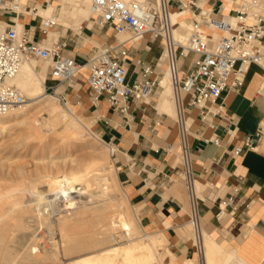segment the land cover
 <instances>
[{
  "label": "crops",
  "instance_id": "crops-1",
  "mask_svg": "<svg viewBox=\"0 0 264 264\" xmlns=\"http://www.w3.org/2000/svg\"><path fill=\"white\" fill-rule=\"evenodd\" d=\"M43 1L25 0L27 5ZM50 1L45 11L55 9L56 3ZM198 2L215 17L232 14L236 7L235 0ZM56 10V21L63 30L69 18L88 15L84 0H62ZM188 17L189 13H185L181 19L187 21ZM27 21L26 15L18 17L20 24ZM77 34L66 37L68 46L64 52L80 65L89 59L93 46L116 44L110 29L93 24L91 30L86 31L84 27ZM54 36L52 29L47 31V37ZM121 47L127 51L124 64L128 81L141 73L138 61L151 67V77L159 69L162 76L165 74V62L158 60L162 50L159 37L146 33L138 39H125ZM193 59L195 56L190 53L180 57L179 68L187 69ZM45 69L44 66L35 68L42 76L43 89L46 73L45 88L52 87L53 93L66 98L77 118L94 135L117 148L114 161L126 200L136 208L134 212L142 227L152 233L159 232L177 264H257L264 259V133L252 149L232 154L236 146H243L246 136L264 126V89L256 93L261 83L257 66L248 69L239 87H228L222 92L223 113L213 115L209 122L201 121L197 109L185 104L187 95H182L188 128L186 143L200 194L199 237L201 232L206 234L208 248V255L203 254L202 260L196 247L203 238L195 241L193 228L192 237L188 227L189 203L180 177V137L169 88L161 85L146 101L129 99L127 111L122 113L112 108L104 96L92 101L86 67L65 83H58ZM230 80L231 77L228 83ZM211 134L219 137L218 144L203 141V137ZM166 179L170 182L160 186ZM228 197L235 207L217 218L219 201Z\"/></svg>",
  "mask_w": 264,
  "mask_h": 264
},
{
  "label": "built area",
  "instance_id": "built-area-1",
  "mask_svg": "<svg viewBox=\"0 0 264 264\" xmlns=\"http://www.w3.org/2000/svg\"><path fill=\"white\" fill-rule=\"evenodd\" d=\"M198 1L89 0V18L93 25L110 29L116 44L93 46L89 59L80 65L64 52L68 46L66 37H47L48 29H53L57 24L56 12L42 15L39 8L51 3L50 0L30 5L22 0H0V115L26 102L27 98L10 82V78L22 62L31 60L46 62L49 76L58 83L68 82L82 67H86V83L92 101L104 96L112 108L125 113L129 99L146 101L157 88H161L162 70L159 69L151 77V67L138 61L141 73L128 81L124 64L127 51L121 44L125 39H138L146 33L161 39L162 50L158 60H164L171 85L174 117L180 137V177L189 203V223L195 234L200 227V194L186 143L188 128L182 95H187L185 104L197 109L200 120L209 122L213 115L223 113L224 106L220 101L222 92L228 87H239L252 65L257 66L261 74L256 93L260 94L264 89V0H235L234 13L220 17H215L209 8L202 7ZM57 5L55 8H58ZM24 9H28V21L19 25L18 17L25 15ZM171 12L182 15L189 13L188 20H185L188 25L183 40L175 39L173 33L184 19L172 21ZM116 47H119L117 52L114 51ZM188 53L194 55L195 59L187 69L181 70L178 60ZM57 96L66 106L68 100ZM263 133L264 126L261 125L246 136L243 146H236L232 154L239 155L244 149H252ZM203 141L218 144L220 139L211 134L203 137ZM105 143L114 159L117 148ZM166 182H170V179L163 180L160 186ZM234 207L231 197L220 200L215 216L222 217ZM257 264H264V259Z\"/></svg>",
  "mask_w": 264,
  "mask_h": 264
},
{
  "label": "rangeland",
  "instance_id": "rangeland-1",
  "mask_svg": "<svg viewBox=\"0 0 264 264\" xmlns=\"http://www.w3.org/2000/svg\"><path fill=\"white\" fill-rule=\"evenodd\" d=\"M84 1L87 9L88 0ZM52 2L58 4V7L62 4V0H52ZM86 16L88 15L86 14ZM86 16H79V18L75 19L69 18L65 24L64 30L62 25H54L52 30L55 32V36L52 37V39L60 36H77V33L83 30L84 27L86 31L91 30L93 21L89 16ZM21 17L24 18L25 15ZM31 63L37 70L42 66L47 68V63L42 60H31ZM47 81L48 78L45 73L44 88L45 85H47ZM169 90L171 92V89ZM45 92L50 94L48 97H43L42 100H44L45 104H53L54 102L65 114H67L68 118L70 116V119L76 120L80 125L81 121L84 122L82 119L81 121L75 119L78 114L76 111H73L74 109L69 103L65 106L59 100L57 94L53 93L50 89H46ZM26 95L27 100L25 103L29 104L26 115L7 121L5 123L6 128L0 133V264H19L16 263V253L14 249L11 248L12 244L15 242L16 244L20 242L26 246L27 244L32 245V243H38L44 247L49 246L51 239L48 235V226L50 230L53 231V240L58 244L59 250L61 251V243L65 240L61 238L60 226L57 225L61 217H71L72 214L78 213L80 215L75 218L74 222L71 221L72 224L70 222V225L68 224L66 226L68 235L96 236L103 223L104 217L108 212L110 213L112 208L117 206V208L125 214L130 212V215L134 214V210L136 209L128 201V203L126 202L123 188L119 182L117 166L115 165L114 159L109 154L107 145L102 143V140L96 135L91 132L89 133L83 125H81V127L84 133L85 143H83L82 146L75 145L76 143L74 140L72 141V138L65 137L63 134L64 132L62 133L65 120L61 118L55 119V117L47 112V106L45 104L43 105L44 107L42 105H32L31 102L33 101L29 98L28 94ZM19 120L22 121L19 123ZM25 121L28 122V124ZM33 125H35L37 129L36 132L34 130L32 131V128H30ZM29 129L31 131H29ZM92 156L98 157L104 161V166H106L105 169L107 170V172L104 170L107 173L105 176H109L107 177L106 183H103V185L101 183H99L100 185L98 183L88 184L90 178L85 177L82 181L85 186L82 185L81 182H79L80 184L75 183V191L72 193L70 192L71 194L67 191H63V193L60 191L56 194L44 191L48 189L45 185L46 177H49L51 174L56 175L63 172L70 173L75 170H80L84 163ZM108 169H111V172ZM114 171L116 172V180L112 176ZM36 182L38 183L35 184ZM105 185L107 189H105ZM34 188L35 191H33ZM104 190H107V193L103 195L102 191ZM40 193L43 197H41ZM107 197L111 198L106 199ZM40 199H42V201ZM35 200H37L36 203ZM39 203L41 205L36 207ZM33 205H35V208L44 209V211L41 212L39 209H35ZM36 211H38L39 214ZM46 221H49L48 223L50 224L46 223ZM188 227L193 237L190 223ZM32 232L36 234L35 239L33 237L31 238V236H27ZM155 234H159V232L155 231ZM115 242L124 243L125 237L117 236ZM7 243H10V247ZM109 243L108 241H103L96 244L94 247L96 249L103 248ZM5 245L8 248H4ZM158 251L160 253V259L164 264L176 263L166 241ZM72 257L73 256L62 257V260L66 262L68 258ZM194 264L198 263L194 262Z\"/></svg>",
  "mask_w": 264,
  "mask_h": 264
},
{
  "label": "bare ground",
  "instance_id": "bare-ground-1",
  "mask_svg": "<svg viewBox=\"0 0 264 264\" xmlns=\"http://www.w3.org/2000/svg\"><path fill=\"white\" fill-rule=\"evenodd\" d=\"M22 1L25 2V0H22ZM88 4H89V0H88ZM88 4H87V11H88V16H89ZM46 7H47V4L45 7L39 8V13L42 15H46L50 12L55 11L56 12V20H57V10L55 8V5H54L55 9H52L49 11H45ZM26 13H28V9H24V14L28 17V14H26ZM181 15L182 14H178L177 12H171L172 21L181 20ZM19 25H20V23H19ZM187 25L188 24H187V22H185V20H183L179 23L178 27L175 28L174 33H173V36L175 39H177V38H179L180 40L184 39L183 37H184L185 31H186ZM50 29L51 28H49L48 30H50ZM124 37H126V36H124ZM10 82L12 84H14L18 89H20L26 98H27L26 94H28L29 98L33 101V102H31V104L34 106H36V105H38V106L42 105L43 106L45 104L44 100H42L43 97L44 96H46V97L50 96V94L45 92V90L43 89L42 76L39 73H37V71H35L34 65L31 63V61L22 62L20 64V66L18 67L16 73L10 78ZM160 85H162L163 87H168L169 89L171 88L167 71H165V74L160 78ZM169 94H170V91H169ZM55 99H56V97H55ZM172 101H173V99H172ZM173 104H174V102H173ZM28 105L29 104H27V103L22 104L19 107L6 112L5 114L0 115V133L4 130V128H6L5 123L7 121L14 119V118L17 119L18 117L26 115V113L28 111ZM45 105L47 106V108H46L47 112L50 115H52L53 117H55V119L61 118V119L65 120L64 128L62 131V133L64 132L63 134L65 135V137L67 136L70 139L72 138V141L74 140V142L76 143L75 145L82 146V144L85 143V138H84V133L82 131L81 125L86 127L87 131H89V133H90L91 131L88 128V126L85 123H83L82 121H81V125L78 124L79 122H76V120L70 119V116L68 118L67 114H65L64 111L61 110L54 102H53V104L47 103ZM174 108H175V106H174ZM21 119H23V118H21ZM75 119H78V118H75ZM20 121H22V120H19V123H20ZM77 121H79V119ZM26 123L28 124V122H26ZM8 124H9V122H8ZM30 125H27V126H30ZM30 128H32V131L34 130L35 132L37 130L35 128V125L31 126ZM29 131H31V130L29 129ZM28 133H30V132H28ZM63 134H62V136H63ZM31 135H32V133H31ZM102 143H104L103 140H102ZM85 145H87V144H85ZM105 167L106 166H104V161L102 159L92 156L91 158H89V160H87L84 163L82 169H80V170H75L74 172L69 171L70 173L63 172V173L56 174V175L51 174L49 177H46L47 178V179H45L46 182H45V180H44V182H45V185L47 186L48 189H46L47 191L46 190H44V191L47 193L52 192V194L53 193L56 194L57 192H60V191H62L61 193H63V191H67L69 193L70 192L72 193L75 191L74 190L76 187L75 183L81 182L82 185L85 186V184H83V182H82L85 177L90 178L88 181V184H90V183L91 184L101 183L103 185V183H106L107 177H109L108 175H107V177L105 176V174H107L106 173L107 170L105 169ZM104 170H106V172ZM108 170L110 171L111 169H108ZM103 171H104V173H103ZM110 175H111V173H110ZM112 176L116 180V172L115 171L112 173ZM86 180H87V178H86ZM37 183L38 182H36L35 184H37ZM33 186H34V184H33ZM105 189H107L106 185H105ZM197 190L199 192V189H197ZM33 191H35V188ZM102 192L104 195V193H107V190H104ZM42 194H43V192H42ZM42 194H41V197H43ZM108 195H106V196H108ZM96 196H97V194H96ZM109 196H111V195H109ZM110 198L107 197L106 199H110ZM37 200H35V203ZM40 200L42 201V199H40ZM126 202H127V200H126ZM69 204H70V202H69ZM40 205L41 204L39 203V205H36V207H39ZM33 206L35 208V205H33ZM64 206H66V205H64ZM35 209H39L41 212L44 211V209H42V208H35ZM36 212H38V211H36ZM129 213L128 214L123 213L119 208H117V206L112 208L110 213L108 212V214L104 217L103 223L101 224V227L98 230L96 236H94V235L93 236H80V235L77 236V235H73V234L68 235L66 226L71 221L74 222L75 218L77 216H80V215L78 213V214H74V215L72 214L71 217H67V216L61 217V218H59L58 224H57L60 226L59 230H60L61 234H60V232H59V234L61 235V238L65 239L64 242L62 241V243H61V251L59 250L58 244H56L53 240V231L50 230V228L48 226L47 227L48 228V235H49V238L51 239L50 240L51 242L49 241L50 242L49 246L44 247L38 243H32V245L27 244V246H26L24 244H21L20 242H18L17 244H16V242L12 244L11 248H13L15 253H16V263H19V264H164L163 261L160 259V253L158 251V249L163 246L162 236L146 230L144 227H142L137 215L135 213L130 215ZM38 214H39V212H38ZM100 221H102V220H100ZM48 222L49 221H46V223H48ZM72 222H71V224H72ZM48 224H50V223H48ZM74 225H75V223H74ZM63 231H65V232H63ZM118 231H119V233H118ZM79 232H81V231H79ZM33 233L34 232L29 233L27 236H31V238L33 237L35 239L36 234H33ZM117 236L125 237V242L124 243L115 242ZM201 237L203 238V241L201 243V240L199 239L198 247H196V249H197V252L199 253V259L202 260L203 254L206 257L208 255L206 234L204 232H201L200 237H199V232L197 234L194 233L195 241H196V239L201 238ZM22 238H23V236H22ZM27 238L30 239L29 237H27ZM103 241L104 242L108 241L110 243L103 248L96 249L94 247L96 244L103 242ZM32 242H34V241H32ZM9 247H10V245H9ZM4 248H8V247H6V245H5ZM71 256H73V257L68 258V261H66V262L62 260V257L65 258V257H71ZM174 264H177V263H174ZM187 264H190V263H187Z\"/></svg>",
  "mask_w": 264,
  "mask_h": 264
}]
</instances>
